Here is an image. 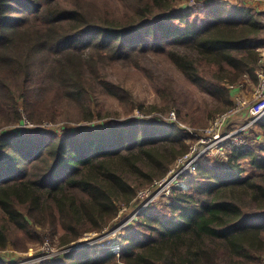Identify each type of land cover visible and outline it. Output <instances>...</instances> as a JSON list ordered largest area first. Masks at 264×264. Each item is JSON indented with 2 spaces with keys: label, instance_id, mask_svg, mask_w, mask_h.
Instances as JSON below:
<instances>
[{
  "label": "trees",
  "instance_id": "obj_1",
  "mask_svg": "<svg viewBox=\"0 0 264 264\" xmlns=\"http://www.w3.org/2000/svg\"><path fill=\"white\" fill-rule=\"evenodd\" d=\"M190 1L0 0V111L9 123L22 121L20 103L29 122H53L58 103L89 100L91 91L116 99L126 114L143 111L104 70L143 69L163 55L222 104L209 113H220L231 105L229 86L256 80L264 22L244 4ZM163 87L174 122L131 117L61 135L0 134V253L46 240L65 250L101 234L138 190L165 176L192 138L179 128L182 112L199 104L172 80ZM258 126L264 131V119ZM227 156L226 168L206 163L185 176L187 189L173 190L164 210L140 214L118 257L84 247L42 264H261L264 148L232 146Z\"/></svg>",
  "mask_w": 264,
  "mask_h": 264
},
{
  "label": "rangeland",
  "instance_id": "obj_2",
  "mask_svg": "<svg viewBox=\"0 0 264 264\" xmlns=\"http://www.w3.org/2000/svg\"><path fill=\"white\" fill-rule=\"evenodd\" d=\"M205 1H215L223 2L229 6H239L243 5L245 2H251L253 0H238V3H234V0H205ZM191 2V1H190ZM188 2V5L190 4ZM184 3L180 4V8L184 7ZM253 12L258 13L260 20L264 22V14L256 11L257 9H252ZM264 53V49H262ZM33 68H38L41 65V60L39 57H33L31 61ZM103 74V73H102ZM105 77L108 80L113 81L116 85H120L123 89L127 90L132 101L136 104H139L143 111H138V109L132 110L131 113L126 114L119 106L118 101L110 96L103 95L100 92L91 91L89 92V100H81L80 102L67 101L60 102L57 104L59 108L57 112V119L53 122L46 121L42 124H33L29 122L25 116L22 105L19 103V111L22 113V121L9 123L8 116L5 112L0 111V134L11 132H19L21 134H29L38 132H56L61 135L63 132H76L75 130L82 129L86 130L89 127L91 129L102 128L105 125L112 124L118 120L138 117L140 119H155L161 123L174 122L177 120V113L174 108H168V105L165 101V94L163 91V82L165 80H172L175 89L181 91L195 101L198 102L199 107L195 108V111L192 115L186 113L187 111L182 112V116L186 119L187 123H182L185 126L186 130H203L209 126V124L214 120L215 117L219 116L226 111L229 106L224 108L223 111L216 114H210L211 109L221 106L222 104L212 99L211 97L203 94L196 86L192 85L189 80L186 79L185 75L165 56L163 55H152L149 59L143 62V69L137 67H128L122 64H107V67L104 70ZM257 82V81H256ZM256 82L254 85H256ZM251 82L245 83V89L242 91L243 97H247L248 100L251 97L253 91V86ZM232 106V105H231ZM230 106V107H231ZM101 110L103 113L102 118L98 117L97 112ZM171 112L174 113L175 120H172ZM194 116V117H193ZM193 120V125L190 121ZM242 119H240V122ZM259 124V123H258ZM254 126L250 129L248 133V147L258 148L262 146L264 148V131L258 126ZM180 129L185 130L179 126ZM31 131V132H30ZM192 138H190L186 144L187 148L191 144ZM193 141L192 143H194ZM196 143V142H195ZM178 145H175L173 148L177 150ZM187 150V149H186ZM227 154H212L205 161L199 165H205L210 163L219 168H226L228 166V152L229 149H226ZM248 171L249 168L245 166ZM151 187V186H150ZM168 200H162L153 209L157 211L164 210V205L167 204ZM130 209H126L123 212H119L118 219L116 220L122 222L127 220L130 216ZM149 210V209H148ZM115 221V222H116ZM114 222V223H115ZM126 221H124L125 223ZM136 225V220H132L129 223V227L123 229L119 235V239L123 235H126L132 228ZM115 230V227L111 230ZM110 231V232H111ZM97 236L94 234H85L78 241H83L85 247H103L104 244H107L105 240H102L98 243L93 242ZM99 238V237H98ZM48 242L51 248L54 250V256L47 258L44 261H38L37 256L41 252L42 245ZM93 242V244H91ZM40 245H35L29 248L26 252H19L12 250L10 248L6 249L4 252L0 253V264H17L20 261H26L29 264H42L49 262L52 259L62 258L63 254L69 252L68 249L60 250L58 244L55 242L53 244L50 241L46 240Z\"/></svg>",
  "mask_w": 264,
  "mask_h": 264
},
{
  "label": "built area",
  "instance_id": "obj_3",
  "mask_svg": "<svg viewBox=\"0 0 264 264\" xmlns=\"http://www.w3.org/2000/svg\"><path fill=\"white\" fill-rule=\"evenodd\" d=\"M190 4L202 6L203 1L192 0ZM249 82H251V85L256 82V85L252 88L250 100L241 94L245 89V83ZM255 82L248 76H244L238 84L229 86L232 106L230 105L231 107L225 112L215 117L207 128L194 131L187 129V132L196 143H192V141L189 144L186 152L173 161L164 177L155 179L149 186L138 190L132 202L121 208L120 212L131 208V214L127 220H124L125 223L124 221H119V223L116 221L101 234H94L97 238L93 242L98 243L105 240L107 244H104L103 247L109 249L118 257L122 249L121 240L118 237L123 229L129 227L132 220H136L140 214L154 208L162 200H168L173 190H186L188 185L184 181V177L196 174L202 160L205 161L212 154H218L217 151L220 154H227L226 149L232 146H247L250 129L264 119V53L262 51L257 62ZM170 114V118L175 120L174 113L171 112ZM240 119H242L241 122ZM179 126L186 130L182 124H179ZM114 227L115 230L111 231ZM85 246L83 241H78L68 251L79 250ZM51 256H54V250L48 242H45L37 256V260L44 261ZM17 264L29 263L20 261ZM261 264H264V262Z\"/></svg>",
  "mask_w": 264,
  "mask_h": 264
},
{
  "label": "crops",
  "instance_id": "obj_4",
  "mask_svg": "<svg viewBox=\"0 0 264 264\" xmlns=\"http://www.w3.org/2000/svg\"><path fill=\"white\" fill-rule=\"evenodd\" d=\"M235 4L238 3V0L233 1ZM244 6H248L251 9H257L256 11L264 14V0H253L251 2H245Z\"/></svg>",
  "mask_w": 264,
  "mask_h": 264
}]
</instances>
